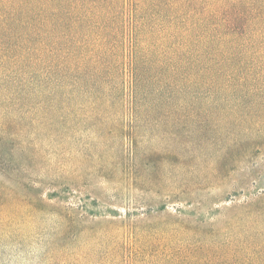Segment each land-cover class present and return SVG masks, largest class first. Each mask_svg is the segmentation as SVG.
<instances>
[{
	"label": "rangeland",
	"instance_id": "rangeland-1",
	"mask_svg": "<svg viewBox=\"0 0 264 264\" xmlns=\"http://www.w3.org/2000/svg\"><path fill=\"white\" fill-rule=\"evenodd\" d=\"M241 110L226 119L199 102L133 124L114 108L52 132L9 99L0 264H264V100Z\"/></svg>",
	"mask_w": 264,
	"mask_h": 264
},
{
	"label": "trees",
	"instance_id": "trees-1",
	"mask_svg": "<svg viewBox=\"0 0 264 264\" xmlns=\"http://www.w3.org/2000/svg\"><path fill=\"white\" fill-rule=\"evenodd\" d=\"M9 99L50 131L114 108L137 124L199 102L240 120L264 100V0H0V107Z\"/></svg>",
	"mask_w": 264,
	"mask_h": 264
}]
</instances>
